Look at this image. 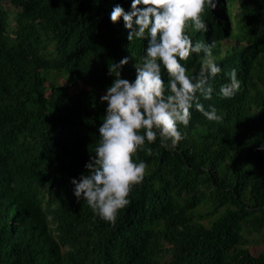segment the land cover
<instances>
[{"label": "trees", "instance_id": "1", "mask_svg": "<svg viewBox=\"0 0 264 264\" xmlns=\"http://www.w3.org/2000/svg\"><path fill=\"white\" fill-rule=\"evenodd\" d=\"M132 2L0 0V264H264V0H218L215 13L238 4L233 19L203 15L208 31H187L215 42L222 71L200 101L223 120L193 108L175 149L146 140L134 157L145 178L115 223L74 196L99 141L109 68L128 57L132 81L146 54L147 40L129 42L123 19H110ZM226 37L236 45L223 50ZM201 59L181 63L196 75ZM233 69L240 89L225 99Z\"/></svg>", "mask_w": 264, "mask_h": 264}, {"label": "clouds", "instance_id": "2", "mask_svg": "<svg viewBox=\"0 0 264 264\" xmlns=\"http://www.w3.org/2000/svg\"><path fill=\"white\" fill-rule=\"evenodd\" d=\"M217 4L218 0H133L131 11L126 12L120 4L112 9L110 19L113 24L123 19L128 41L134 37L147 40V48L142 63L134 65V80L122 78L128 57L109 68L114 79L100 97L107 109L99 128V141L85 164L87 174L71 181L76 199L85 200L101 219L115 223L117 213L129 204L133 187L143 182L148 166L134 157L146 140L155 143L159 136L162 147L175 149L186 138L179 126L188 127L193 108L210 122L223 120L216 107L209 105L206 109L200 101V97L212 99L214 88L210 80L222 71L213 55L215 42L194 43L187 34L190 26L208 31L203 15L214 23L216 16L233 19L236 2L225 4L221 12L215 13ZM224 41L230 43L224 45ZM220 45L225 50L236 42L226 37ZM192 54H202L196 75H189L181 63ZM162 68L169 77L167 84ZM227 75L229 82L220 86L219 93L232 99L240 89V81L235 69ZM147 151L152 154L150 149Z\"/></svg>", "mask_w": 264, "mask_h": 264}, {"label": "rangeland", "instance_id": "3", "mask_svg": "<svg viewBox=\"0 0 264 264\" xmlns=\"http://www.w3.org/2000/svg\"><path fill=\"white\" fill-rule=\"evenodd\" d=\"M226 43H230V41H224V43H223V44L225 45ZM260 248H261V249H263L264 247H263V246H261Z\"/></svg>", "mask_w": 264, "mask_h": 264}]
</instances>
